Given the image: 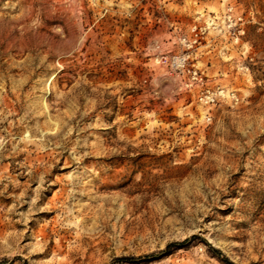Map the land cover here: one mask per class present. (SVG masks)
Returning a JSON list of instances; mask_svg holds the SVG:
<instances>
[{"label":"rangeland","instance_id":"374dc122","mask_svg":"<svg viewBox=\"0 0 264 264\" xmlns=\"http://www.w3.org/2000/svg\"><path fill=\"white\" fill-rule=\"evenodd\" d=\"M0 264H264V0H0Z\"/></svg>","mask_w":264,"mask_h":264},{"label":"built area","instance_id":"2783aa9c","mask_svg":"<svg viewBox=\"0 0 264 264\" xmlns=\"http://www.w3.org/2000/svg\"><path fill=\"white\" fill-rule=\"evenodd\" d=\"M220 93H222V92H220ZM225 96V95H224ZM207 98H209V99H207V103H210V102H215V98L213 97V96H208Z\"/></svg>","mask_w":264,"mask_h":264}]
</instances>
